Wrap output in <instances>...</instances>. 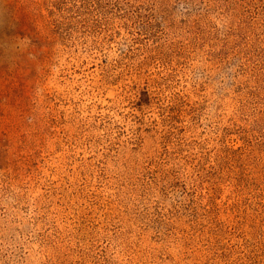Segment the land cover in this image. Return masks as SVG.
Wrapping results in <instances>:
<instances>
[{
    "label": "rangeland",
    "instance_id": "obj_1",
    "mask_svg": "<svg viewBox=\"0 0 264 264\" xmlns=\"http://www.w3.org/2000/svg\"><path fill=\"white\" fill-rule=\"evenodd\" d=\"M0 264H264V0H0Z\"/></svg>",
    "mask_w": 264,
    "mask_h": 264
}]
</instances>
